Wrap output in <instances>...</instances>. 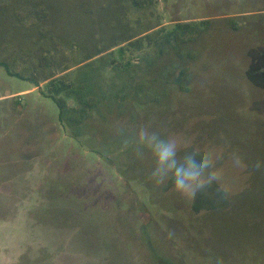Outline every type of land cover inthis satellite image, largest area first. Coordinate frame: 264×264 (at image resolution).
Wrapping results in <instances>:
<instances>
[{"label":"rangeland","instance_id":"374dc122","mask_svg":"<svg viewBox=\"0 0 264 264\" xmlns=\"http://www.w3.org/2000/svg\"><path fill=\"white\" fill-rule=\"evenodd\" d=\"M180 24L222 32L206 38L216 54L199 60L190 92L148 125L118 111L113 140L75 139L51 96L57 80L92 83L79 66L61 72L93 48L86 35L109 47L116 32L157 36ZM144 35L92 62L102 85H121L114 66L140 62ZM255 43L264 48V0H0V264H264V78L245 77L262 58L238 57ZM141 127L176 138L178 157L215 150L230 194L220 199L216 183L200 193L201 211L215 209L207 220L177 213L190 199L150 178L154 159L134 143Z\"/></svg>","mask_w":264,"mask_h":264},{"label":"trees","instance_id":"16d2710c","mask_svg":"<svg viewBox=\"0 0 264 264\" xmlns=\"http://www.w3.org/2000/svg\"><path fill=\"white\" fill-rule=\"evenodd\" d=\"M134 3L136 4L137 1ZM157 27H153L149 31ZM207 28H205V34L202 35L193 26L181 24L167 33H158L157 36L146 34L147 31L142 34L127 35V37L120 38L116 32L111 34L112 46L109 47L99 46L96 43L95 35H86L84 43L93 42V48L87 46L82 48L80 61L67 68H62L61 72L79 66L80 72L92 77V83L86 82V85L75 87L67 81L57 80L53 83V89L51 88L53 90L51 97L58 107L60 121L66 130H70L75 139L84 143L95 140L98 135L103 141L108 142L113 140L112 137H114L113 124L117 118H120L118 111L128 110L129 114H124L128 121L133 125L143 126L148 125L150 121H155V117L162 111L174 108V103L179 96L190 92L191 75L194 73L195 76H198L197 71L201 69V63L199 64V62L214 60L213 57L216 53H214L212 44L215 39H211L212 42H210L208 49L203 45L208 36L216 38V35H220L222 32L212 31L211 34H208ZM244 30L240 29V31L232 32L236 33L235 37H238L239 33ZM189 34H192V36H189ZM143 35L144 40L148 42L144 43L146 51L139 55L138 61L140 62L128 61L121 66L115 65V76L116 79L121 81V85L112 84L110 88L102 85L98 74L94 75L93 69L96 70V68L92 66V62L125 43L132 44V46L140 45L141 41L138 37H143ZM247 48L240 52L239 58L245 52L249 57L252 53H257L262 58L260 60L263 61L259 62L252 59L249 68L245 71V77L254 82L258 77L264 78V48L257 44ZM137 50L140 49L137 48ZM216 56L218 57L219 53ZM216 69L219 70L218 66ZM55 76L52 75L46 80H55ZM123 91H126V93ZM63 92H68L69 95L75 98L76 106L71 107L68 105L66 99L60 96ZM136 141L137 138L135 144H137ZM175 193L173 190L169 192V195H172L175 199ZM199 196L200 193L197 197L190 199L188 208L178 209L177 213L180 212L183 215L186 212L189 216H193L197 222L207 220L212 212H215V209L202 212L196 204ZM226 207H217V210L224 211ZM169 213L167 210L162 211L164 215ZM191 217H189V220L192 221H190L189 229H192L193 233H197L201 225L194 222V218ZM181 226L174 228L177 234L188 233L189 229Z\"/></svg>","mask_w":264,"mask_h":264},{"label":"clouds","instance_id":"9594fccd","mask_svg":"<svg viewBox=\"0 0 264 264\" xmlns=\"http://www.w3.org/2000/svg\"><path fill=\"white\" fill-rule=\"evenodd\" d=\"M136 143L139 148L148 149L154 159L150 178L156 184L171 180L176 193L192 199L197 193L212 188L216 183L218 185L215 189L216 195L220 199L228 198L229 190L220 184L221 172L209 158L210 153L215 150L205 149L202 153H190L178 157L179 143L176 138H162L159 133L150 131L147 127L139 129ZM138 155L142 153L138 151ZM219 159L220 155L217 156V160ZM234 161L238 165L239 157L234 156ZM257 166L259 167V164Z\"/></svg>","mask_w":264,"mask_h":264}]
</instances>
